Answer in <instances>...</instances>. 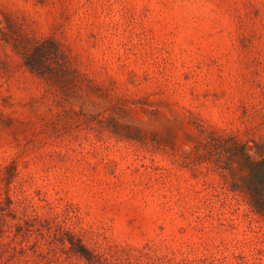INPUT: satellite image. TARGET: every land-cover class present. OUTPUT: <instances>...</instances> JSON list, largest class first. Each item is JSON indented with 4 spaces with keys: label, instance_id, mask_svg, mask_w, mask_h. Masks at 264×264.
I'll return each instance as SVG.
<instances>
[{
    "label": "rangeland",
    "instance_id": "rangeland-1",
    "mask_svg": "<svg viewBox=\"0 0 264 264\" xmlns=\"http://www.w3.org/2000/svg\"><path fill=\"white\" fill-rule=\"evenodd\" d=\"M48 36L59 78L20 58ZM233 142L264 146V0H0V264H88L69 237L93 264H264Z\"/></svg>",
    "mask_w": 264,
    "mask_h": 264
},
{
    "label": "trees",
    "instance_id": "trees-1",
    "mask_svg": "<svg viewBox=\"0 0 264 264\" xmlns=\"http://www.w3.org/2000/svg\"><path fill=\"white\" fill-rule=\"evenodd\" d=\"M20 58L31 72L40 76L61 77L69 63V56L60 47V43L51 36L33 39L30 44L23 48ZM51 62H55L52 65ZM252 149V150H251ZM231 163L228 170L233 179L231 187L234 190L243 191L248 203L259 213L264 215V146L254 143L252 147L247 144L233 142L229 149ZM252 152V153H251ZM235 162L236 170L232 163ZM70 247L88 264H93V253L78 239L69 237Z\"/></svg>",
    "mask_w": 264,
    "mask_h": 264
}]
</instances>
